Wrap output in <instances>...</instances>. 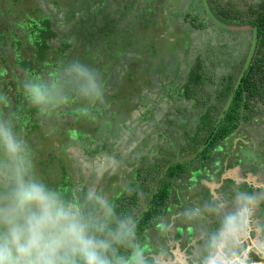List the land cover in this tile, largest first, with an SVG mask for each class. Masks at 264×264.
<instances>
[{
    "label": "rangeland",
    "instance_id": "rangeland-1",
    "mask_svg": "<svg viewBox=\"0 0 264 264\" xmlns=\"http://www.w3.org/2000/svg\"><path fill=\"white\" fill-rule=\"evenodd\" d=\"M8 1L9 0H2L5 9L6 4L10 2ZM89 1L90 0H74L75 9H77V12L74 14V22H66L62 14L53 13V15H51V10L56 11L53 2L42 0L39 3L38 8L45 13V20H43L42 24L49 25L52 21L57 30V37L74 44L70 50L66 51V53L68 52L66 55L69 57L66 64L72 60L80 61V53L74 50L86 52V47L102 46L97 48H102L104 52H109L113 44L111 40L102 39L101 33L105 31L99 32V30H103L104 26H102V23L107 17H114L115 22H108L110 25H113L109 26L110 31H112V36H116L121 30L132 26L133 23L136 22V27H139V29L144 26L147 28L151 27V30L153 29L152 34H150L152 45L162 49V42L160 39L166 37L167 31L169 32L167 41H176L172 51L167 49L170 55H174V50L180 51L181 49L187 48V61L184 60V53L180 54L181 63L179 66L184 76L198 60L205 70L206 78L201 83L200 87L196 88V94L191 96L192 99L187 100L181 95L184 80H176L173 84H170V82L175 80V71L172 67L168 66L166 72H169L170 78L166 80H159V78H154L156 80L152 79L153 81L149 86H153V89L146 90L142 95V100H138L139 103L134 104L133 101L130 100L128 101V105L124 104L121 111L124 112L125 118L123 121H121V119L118 121L111 120L110 124L113 125L110 127L111 130L107 126H104V122L108 119V116L104 113L109 107L108 104H106L108 101L106 97L110 94L112 95V92L116 89L113 84L125 79L128 86L131 87L132 81L135 80L139 81L138 86L142 88L150 82L146 75L149 69L146 62L144 63L145 55L147 54L145 49H136L143 44L142 42L141 45H136L134 50L121 53L118 56H115V54L111 52V56L109 53L108 57L103 58V65H109V69H106L105 72L101 74L102 79H106V83L104 84L105 95L103 100L95 101L94 103L93 101H87L86 107L89 108L87 115L88 117H92L86 121L87 124L83 125L87 126V134L89 137L98 139H96L95 143H88L86 141L81 143L78 141L75 142L74 140V142L70 144V147L68 146L65 148L64 152L66 155L64 157H67L68 166L71 164L70 167L73 166L72 170L76 172L75 181H71L69 184L74 188V193H76L78 189L89 186L96 187L98 190H102L110 200H112L114 196H119L120 193H122L123 196L121 195V197H119H124L122 198L123 209L121 213H131L136 216L146 208L145 206L148 202L149 194L156 188L159 182L158 176L165 167L171 162L182 158V155H184L183 157L186 159L194 156L192 153L190 155V153L187 154L186 152H193L195 149L192 151L191 147L196 145L195 142L199 144L200 140H202L199 138L206 136L208 132L206 124H204V120H201V118L200 125L202 124L203 127L199 125L200 120L198 116L202 115L204 112L209 113V126L212 125L215 119L217 117L219 118L222 113L227 111L230 112L232 104L230 103L229 97L231 96L229 94H219L221 92H226L227 89V93H229L231 91L230 89L235 87L238 76L241 74L243 70L242 67L246 61L252 35L250 32H230L221 28L217 22L210 20L202 0H181V2L184 3L185 1L186 3H182L179 6L168 5L169 3L167 4L166 0H164L156 12L162 13L161 17L164 18V16H166L165 12L168 11L169 17L165 21L167 24L165 31L159 34L157 33L159 28L157 29L155 24L152 25L155 15L147 13L149 12L146 10L148 6L144 5L142 0H102L101 2L97 0L94 4ZM207 1L215 16L220 17L219 10L228 8H231V10H240L243 12L242 15H247L245 11L247 7H256L263 0ZM27 2L29 1L25 0L26 8L28 10L30 8L32 9ZM58 2L62 4L59 5V7L69 3V1L66 0H59ZM175 2L180 1L175 0ZM9 7H11V4L7 8ZM3 11L5 15L7 14L8 16L6 18L2 17L3 19L0 20V27L8 28V32H0V66L5 68L4 70L7 74L6 79L9 80V84L4 83L1 79L0 85L3 89L2 92L11 98L16 93L15 86L22 87L24 83V74L15 66L17 60L14 59L11 53V46H9L7 42L9 33H11V25L14 23L10 19L11 13L9 17L8 12L6 10ZM235 15L242 16L237 13ZM30 18H32V16H30ZM140 19L144 20L143 23ZM76 22L80 23L77 24ZM175 24L177 26L175 34H173L172 27ZM238 25L248 24H236V26ZM89 32H92L93 35L88 37ZM17 36L21 37L20 35ZM53 45L58 44L54 42L50 44V47H54ZM53 53L54 52L51 51L52 58L58 60L57 57H60L61 54H57L56 52ZM105 54L103 56H106ZM127 58H136L139 62L126 63ZM19 60H22L21 57L18 61ZM94 62L101 61L94 60ZM109 62H112V65H110ZM159 62H168V59H159ZM185 62H189V65L186 66ZM84 63L90 64L89 62ZM42 68L45 69V67ZM129 70L135 74L132 80L127 75ZM156 70L157 69L154 68L153 73H157L156 75L158 76L160 72H156ZM49 71L54 70L52 68H46L45 72ZM137 71H141V73L138 75ZM177 75L179 76L180 74ZM11 78L14 79L16 85H14L15 83L11 85ZM46 79H49V77H46ZM218 95V99H215ZM191 104L193 110L190 108ZM252 104L253 105L249 109L241 106L238 110V115L242 116L246 112L253 113L254 111L252 108L258 109V107L264 106V97L260 101H256ZM188 110H192L193 112V115L190 117L192 119V124L191 127L184 128V123H190ZM234 114L237 115V111L234 112ZM262 115L264 116V113ZM6 116L8 115H4V117ZM28 120L30 121L29 116L23 119L21 128L18 130L21 134H24L25 130H27ZM58 121L59 127L67 132V141L69 136L77 138L79 135L83 134L81 129L74 128L77 127V124L71 123V119L68 120L67 118L65 122H63V119ZM42 122L44 129H46L45 131L50 130L49 123L45 119H42ZM197 125L200 127H197ZM99 127L100 130L98 132L97 130ZM69 129L71 130L67 131ZM241 129L243 131L239 132L241 135H237V137L241 138L244 136V138H253L252 132H254V130L251 128L250 122L242 125ZM109 130H111V132H109ZM186 131L189 136L194 135L195 139L193 140L186 136ZM38 133L37 129H33L32 134L29 133V138L33 137V134ZM234 146L235 142L233 143L232 140L230 144L227 142H223V144L219 143V145L216 146L217 148L215 147L213 159H225L226 156L231 153V149ZM196 164L197 163L194 162V165ZM228 168L230 169L229 172L231 175V172L234 170L231 166ZM132 171H134V173L138 171L141 176L137 178L136 182L130 183L132 184L130 188V184L127 185V183L129 181L128 175L131 174ZM80 176L82 177L81 179ZM192 176V181L194 178L196 179L198 177L192 174L190 169H188L187 173L181 174V178L174 182L172 205H174L175 209L172 217L169 219V215L166 212L165 216L161 220L157 219L145 231L144 237H140L139 239L141 243L145 242L151 245L148 249L152 250L153 247L160 250L155 253L156 255H152L153 258L159 257L160 261L162 258H168L171 263L185 262L186 252L197 249V245L199 244L197 239L200 237L199 235H201L205 229L214 226V224L210 225V222H205V220H207L206 217L200 222L194 220L189 221L186 217L187 212L195 209L192 205L193 200L190 199L188 193L190 195L192 192L196 193V188L190 185L201 182L202 184L207 183V185H210L211 189L216 188V186L212 184L216 182L207 180L205 183L206 178H197L198 181L194 180L195 182H190L189 179ZM138 186L141 188L136 189L139 191L136 201L137 206L131 210L129 209V207H131L130 196ZM142 186L144 187L142 188ZM59 189L65 192L63 186L60 185ZM189 228H194V230L191 231ZM178 235H180V237H178ZM260 235V231L257 229L249 239H253L254 241L258 239ZM162 248L169 249L172 256L168 257L165 256V254L161 255V253H164ZM123 252L125 251H122V253Z\"/></svg>",
    "mask_w": 264,
    "mask_h": 264
},
{
    "label": "trees",
    "instance_id": "trees-1",
    "mask_svg": "<svg viewBox=\"0 0 264 264\" xmlns=\"http://www.w3.org/2000/svg\"><path fill=\"white\" fill-rule=\"evenodd\" d=\"M68 1L69 3L67 5H63L60 7L59 5L62 4H60L58 1H54L55 3H53V5L56 7L57 12L55 10H51V15H53V13L62 14L66 22H74V14L77 12V9H75L74 0ZM90 1L92 2V4H94L97 0ZM98 1L101 2L102 0ZM142 1L144 5L148 6L146 10L149 12L147 13H152L155 15L152 21V25L155 24L157 29L159 28L157 30V33L159 34L165 31L167 25L165 21L169 17V12H165L166 16H164V18L161 17L162 13L156 12L162 5V2L164 0ZM179 1L180 2H175V0H166V3H169L168 5L179 6L183 3L181 2V0ZM202 2L210 20H214L215 22H217V24L225 23L229 25H236L246 23L248 25H251L257 33L256 48L252 56L251 62L248 63L247 67H242V77L239 79V83H236V87H232L229 93H227V89L226 92H221L219 94H229L231 96L229 97L230 103L232 104L230 112L227 111L225 113H222L220 117H217L214 123L209 126V113L204 112L202 115L198 116L199 120L200 118L201 120H204V124H206L208 132L206 136H202L201 138H199L202 139L200 140L199 144L195 142L196 145L191 147L192 151L195 149L193 152H186L187 154L190 153V155L192 153V155L194 156L192 158L186 159L185 157H183L184 155H182V158L171 162L167 167H165V169L158 176L159 182L156 185V188L149 194L148 202L145 206L146 208L136 216L135 214H132L138 222L139 239L140 237H144L145 231L157 219L161 220L165 216L166 212L169 215V219L172 217L173 211L175 209L174 205H172V191L174 188V182L177 179L181 178V174L187 173L188 169H190V172H192V174L197 175V178H206L205 183L207 180H210L212 182H219L220 176L222 174V169L215 171V168L218 165H221L222 161L217 158L213 159V153L217 148L216 146H218L219 143L223 144V142H227L230 144L232 137L235 136L234 131L238 127V125L244 121L246 123L251 120V113L246 112L242 116L238 115L239 108L243 106L244 108L249 109L253 105L252 103L260 101L264 97V0L259 3L256 7H247L245 9L247 15H242L243 12L240 10H231V8H228L219 10L220 17L215 16L207 0H202ZM185 3L186 2L184 1L183 4ZM38 6V3L33 2L29 4V7H32V9L30 8L28 10L26 8L25 0H11V20L14 23L13 25H11V33H9L8 43L11 46V53L14 59L17 60L15 66L19 68L21 73L24 74L23 82H25L32 76H39L42 79H46V77H49V79H55L60 77L62 75V69L66 65L67 60L69 59V57L66 55L68 52L66 53V51L70 50L74 46V44H71L70 42H67L64 39H60L59 37H57V30L54 27L52 21L49 25L42 24L43 20H45V13L44 11H41ZM236 13L241 14V17L244 20H242L239 15H235ZM30 16H32V18H30ZM140 21H142L143 23L144 20L140 19ZM108 22H115L114 17H107L106 20L102 23V26H104L103 30H99V32L105 31L101 33V37L104 40H111L113 44L110 47L111 50L109 52H104L102 48H97L102 46H95L94 44L93 45L95 47H86V52L74 50L75 52L80 53V62H89L90 64L88 65L93 67L95 66V68L100 72V74H103L106 69H109V65L104 66L102 63L104 57H108L109 53L111 56V52H113L115 56H118L119 54L124 52H129L131 50H134L136 45H141L142 42L143 44L136 49H145L147 53L145 55L144 63L146 62L149 69L146 72V75L148 81L150 82H148L149 84L143 86L142 88H139L138 86L139 81L135 80L132 81L133 84L131 83V87L128 86V84L126 83L127 81H125V79L113 84L116 89L114 90V92H112V95L110 94L106 97V99H108L106 104H108L109 107L104 113L106 116H108V119H106V121L104 122V126H107L109 129H111L110 127L113 126L110 124L111 120L118 121L121 119V121H123L125 118V114L121 110L124 104L128 105V101L130 100H132L134 104L139 103L138 100H142L143 93L146 92V90L153 89V86H149L153 81L152 79L159 78V80H166L170 78L169 72H166L168 66L172 67V69L175 71V80H173V82H170V84H173L176 80H184V85L181 89L183 94L181 93V95L184 96L187 100L192 99L191 96H194L196 94V88L200 87L201 83L204 81L206 76L205 70L200 64L199 60L190 68L189 72L184 76V73L180 70L179 66L181 63L180 54L184 53V60L187 61V48L181 49L180 51L174 50V55H170L167 49L172 51L176 41H167L169 32L166 31V37L160 39L162 42V50L161 48L152 45V40H150V34H152L153 29L151 30V27L147 28L146 26L139 29V27H136V22H134L132 26L126 27L125 29L121 30L116 36H112V31H110L109 26L113 25H110ZM76 23L78 24L80 22ZM176 26L177 25L175 24L172 27L173 34H175ZM17 35H20L21 37H18ZM92 35V32L88 33V37ZM54 42H57L58 45H53L54 47H50V44H53ZM51 51L54 53L56 52L57 54H61L60 57H57L58 60L52 58ZM158 51L160 54L158 53ZM104 54L106 56H103ZM20 57L22 60L18 61ZM163 58H167L168 62H159V59L162 60ZM131 59L127 58L126 63L139 62V60L136 58ZM94 60L101 62H94ZM109 63L110 65H112V62ZM185 64L187 66L189 65V62H185ZM42 67H45V69ZM46 68H52L54 71L45 72ZM154 68L157 69L156 72H160L158 76L156 75L157 73H153ZM140 73L141 71H137L138 75ZM177 74L180 75L178 76ZM127 75L132 80L135 74L131 70H129L127 72ZM6 77L7 74L5 72H2L0 74V80L2 79L4 83L9 84V80H7ZM102 81L103 84L106 83L105 78H103ZM13 83H15L14 85H16L14 79L11 78V85H13ZM2 90V86H0V117H4V115H9L10 113L13 115H17L19 119L18 130H20L23 119H26V117L29 116L30 121L28 120V124L26 127L27 130H25V133L22 135L26 138L29 143L32 152V161L36 171L51 186L59 188L61 185L65 188L66 194L70 196L74 195V188L69 183L71 181H75L76 172L75 170H72L73 166L70 167L71 164L70 166H68L67 157H64L66 155L64 150L68 146L70 147V144L74 142V140L75 142L78 141L81 143L85 141L88 143H95L96 139H98L95 137H93V139L89 137L87 134V126H83L84 124H87L86 121L88 119H91L92 117H88L87 115L89 109L88 107H86L87 101L72 99L69 104L63 107L62 109H59L55 112H43L37 110L36 108L30 106L27 103L23 94V87L15 86L16 93L11 98L4 94ZM219 95L215 97V99H218ZM94 102L95 101H93V103ZM190 108L192 109V104ZM192 110H188V117L190 123H184V128L191 127L192 119L190 117L193 115ZM236 111L238 116L234 114V112ZM67 118L68 120L71 119L73 121H71V123L77 124V127L74 128H79L83 131V134L79 135V137L77 138L69 136L68 141L66 139V130H62L58 124V120L63 119V122H65L67 121ZM42 119H45L49 123L50 130L45 131L46 129H44ZM201 120L199 122V125L201 123ZM199 125H197V127H203L202 124L200 126ZM33 129H37L39 133L33 134V137L29 138V133L32 134ZM70 130L71 129L67 131ZM99 130L100 127L97 131L99 132ZM111 130H109V132H111ZM185 134L189 138L193 140L195 139L194 135L189 136L187 131L185 132ZM67 152L70 153L69 151ZM194 162H196L197 164L194 165ZM228 165H230V163H228ZM140 176L141 174L138 173V171H136L135 173L134 171H132L131 174L128 175L129 181L127 185H129L131 182H136L137 178H139ZM81 178L82 177L80 176V179ZM192 178L193 176L189 179L190 182L192 181ZM197 178H194V180L198 181ZM194 180L192 182H195ZM231 181L232 180H229L230 183L234 184ZM131 185L132 184L129 185L130 188ZM243 185L244 184H242V186ZM190 186L196 188V193L192 192L191 195L188 193L190 199L193 200L192 205L195 207V209H203L204 206L212 200V195L209 193V190L205 187V184H202L201 182L193 183ZM207 186L209 187L210 185ZM143 187L144 186H142V188ZM139 188L141 187H136L134 189L135 191L131 193V207H129V209L131 210L132 208H136L137 206L136 201L139 195V191L136 189ZM247 190L251 191L249 189ZM212 193L213 199H217L215 197L216 194L214 192ZM121 195L122 193H120L119 196H114L111 200L114 201L118 213H121V210L123 209L122 198L124 197L119 198L121 197ZM218 199L220 198L218 197ZM262 213H264V211ZM262 213H260L259 215L262 216ZM204 216L207 218V220H205L206 223L210 222V225L214 224L213 218L208 213H204ZM189 229H191V231L194 230V228ZM178 237H180V235H178ZM199 239L200 237H198L197 241H199ZM142 244L146 250V254L150 258V261H152L153 258L151 255H154L160 250L158 248L153 247L151 250L148 249V247H151V245H148L145 242ZM122 251L125 250L121 249V252Z\"/></svg>",
    "mask_w": 264,
    "mask_h": 264
},
{
    "label": "clouds",
    "instance_id": "clouds-1",
    "mask_svg": "<svg viewBox=\"0 0 264 264\" xmlns=\"http://www.w3.org/2000/svg\"><path fill=\"white\" fill-rule=\"evenodd\" d=\"M22 87L27 103L43 112L62 109L72 99L100 101L105 95L100 72L79 60L68 62L58 78L32 76ZM18 124L17 115L0 117V264H154L159 259L150 261L146 254L136 218L118 213L102 190L89 186L70 196L47 183ZM219 196L186 213L189 221L204 220V213L214 220L186 264H264V238L251 251L248 247L257 229L264 237V219L257 215L264 196L239 185L231 196Z\"/></svg>",
    "mask_w": 264,
    "mask_h": 264
},
{
    "label": "flooded vegetation",
    "instance_id": "flooded-vegetation-1",
    "mask_svg": "<svg viewBox=\"0 0 264 264\" xmlns=\"http://www.w3.org/2000/svg\"><path fill=\"white\" fill-rule=\"evenodd\" d=\"M9 1H8L9 4H6V9H5L3 7L2 0H0V20L3 18H6L8 16L7 14L5 15V12L3 10H6L9 14V17H10L11 11H8V10H11V7L7 8L11 4V0H9ZM28 1L31 3L34 2V3L39 4L42 0H28ZM54 1L57 2L59 0H49V2L55 3ZM66 1H68V0H66ZM29 2H27V3L31 4ZM67 4L68 3H66L65 5H67ZM10 19H11V17H10ZM7 29L8 28L0 27V30H1L0 32L1 33L8 32ZM7 42H9V37L7 38ZM250 44H251V41H250ZM8 45L10 46L9 43H8ZM237 53H239V52H237ZM249 62H251V60ZM0 67H1L0 68V74L2 72L6 73V71L4 70L5 68L3 66H0ZM252 110L255 113L254 112L251 113V120L248 122H250L251 128L254 130V132H252L253 138H244V136H242L241 138L237 137V135H241L239 132L243 131L241 129V126L248 123V122L245 123V121H244V122L240 123L238 125V127L235 129V131H234L235 136L232 137V142L233 143L235 142V146L232 147L231 153L228 154L225 159H222V158L219 159L222 161L221 165H218L215 168V171L222 169L221 170L222 174L220 176L219 182L214 183L216 188L211 189L210 186L208 187L205 184V187L209 190V193L212 195L211 199H213V193L212 192H214L216 194L215 197L217 199H218V197L220 198V196H219L220 192L224 193L226 196H231L234 193V189L237 185H239L241 187L245 186L244 188H247L251 191H257L262 196H264V116L262 115L264 113V106L258 107V109L252 108ZM238 139H239V141H238ZM222 151L225 152L224 150H222ZM228 163H230V165H228ZM227 166H229V167L231 166L232 169L234 170L233 172H231L232 173L231 175L229 172L230 169ZM228 179L232 180L231 182H233L234 184L230 183ZM242 184H244V185L242 186ZM263 211H264V208L260 209L257 213V215L261 219H264V213H262ZM260 213H262V216L259 215ZM253 234H254V232H253ZM262 238H264V237H262L260 235L259 238L254 240V241H253V239L252 240L249 239L250 242H249L248 247L250 249L257 247L258 243H259L258 242L259 239H262ZM251 241L254 242V245H253L254 247H252ZM162 250H163L165 256H168V257L172 256V253L169 249L162 248ZM196 251H197V249L194 251H191V252H189V251L186 252L185 263H186L188 257H194L195 256ZM152 258H153V256H152ZM252 258L254 260H257V261L260 260V257L256 256L255 253H252ZM161 261H163V262H161ZM161 261H160V259L154 260V264H179V263H171L168 258H162Z\"/></svg>",
    "mask_w": 264,
    "mask_h": 264
},
{
    "label": "water",
    "instance_id": "water-1",
    "mask_svg": "<svg viewBox=\"0 0 264 264\" xmlns=\"http://www.w3.org/2000/svg\"><path fill=\"white\" fill-rule=\"evenodd\" d=\"M219 26L223 29H225L226 31H230V32H251L252 37H251V44H250V48L246 57V61L244 64V67H247L249 61L251 60L255 48H256V43H257V33L256 30L251 26V25H229V24H225V23H219ZM242 77V74H240L238 76V80L236 83H239V79ZM236 87V86H235ZM179 264H186L184 261L180 262Z\"/></svg>",
    "mask_w": 264,
    "mask_h": 264
},
{
    "label": "crops",
    "instance_id": "crops-1",
    "mask_svg": "<svg viewBox=\"0 0 264 264\" xmlns=\"http://www.w3.org/2000/svg\"><path fill=\"white\" fill-rule=\"evenodd\" d=\"M261 240H262V239H259V241H258V242H259L258 245L260 244ZM249 241H250V240H249ZM251 245H252V247H254V246H253V245H254V242H253V241H251ZM251 249H252V248H251ZM251 249L249 248L250 251H251ZM253 255H254V254H253Z\"/></svg>",
    "mask_w": 264,
    "mask_h": 264
}]
</instances>
